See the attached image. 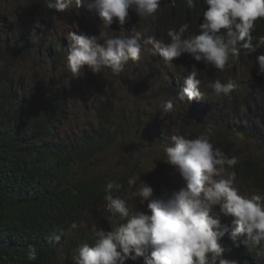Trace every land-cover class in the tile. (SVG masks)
Returning <instances> with one entry per match:
<instances>
[{
  "label": "clouds",
  "instance_id": "obj_1",
  "mask_svg": "<svg viewBox=\"0 0 264 264\" xmlns=\"http://www.w3.org/2000/svg\"><path fill=\"white\" fill-rule=\"evenodd\" d=\"M6 1H1V7L12 18L29 21L35 17L23 15L25 0L17 13L9 10ZM46 8L61 14L50 29L49 44L61 43L68 71L79 81H91L89 87L98 78L102 89L114 85L123 95L131 86L130 61H140L142 51L150 50L162 57L169 68L174 66V59L184 61L188 70L183 87L174 90L181 102L204 99L208 104V91L217 97L230 95L237 87V81L227 73L231 68L240 80L264 88V35H253L258 24L264 22V0H46ZM130 11L137 24L129 30L126 24ZM83 12L85 17L80 16ZM67 15L78 18L70 20ZM86 18L91 20L90 27L93 20L102 23L99 35L87 34ZM249 54L254 57L252 66L246 62ZM211 69L219 76L203 78L202 73ZM91 72L95 77H91ZM108 73L114 75L111 82ZM134 80L137 89H149L150 84L144 82L147 78ZM89 87L87 100L92 102L98 92ZM77 98H81L80 103ZM84 100L81 96L73 98L72 130L87 121L76 117L78 105ZM197 104L188 109L196 119L193 110ZM85 106L91 111V103ZM159 108L162 116L175 111L172 100L161 102ZM229 115L233 121L241 122L235 113ZM182 123L179 128L185 130ZM162 126L163 123L160 129ZM200 132H192L189 137L173 134L171 143L163 147L162 160L174 166L185 181L179 191L150 200L157 193L141 176L132 175L124 192L129 202L125 196H114L113 184H107L106 208L121 222L110 231L92 225L94 244L85 242L74 249L73 264H125L139 259V264H239L224 258V253L231 250L221 243L225 236L235 248L244 245L258 255L264 253V194L253 192L249 196L240 180L235 182L238 157H229L216 147L211 129ZM240 139L254 144L252 138L235 135L234 142L246 154H255L242 146ZM138 144L131 146L129 154ZM118 165L109 164L108 169L118 171ZM134 188L136 196L132 197L129 190ZM146 201L147 211L129 206ZM78 226L73 222L71 228ZM63 235L61 232L49 236L48 243L62 246ZM27 257L31 261L37 259L35 246H28Z\"/></svg>",
  "mask_w": 264,
  "mask_h": 264
},
{
  "label": "trees",
  "instance_id": "obj_2",
  "mask_svg": "<svg viewBox=\"0 0 264 264\" xmlns=\"http://www.w3.org/2000/svg\"><path fill=\"white\" fill-rule=\"evenodd\" d=\"M1 1L0 264H73L74 249L85 242L94 244L92 225L110 231L121 222L106 208V186L111 182L112 194L124 199L128 178L141 170L139 155L129 154V150L142 134L163 138L161 123L154 126L129 114L118 104L121 90L111 85L99 90L91 102L94 121L79 123L72 130L73 98L87 100L91 81L73 78L61 43L49 44L50 29L61 14L47 9L46 0H25L23 15L35 17L29 21L12 18L3 11ZM136 24L130 11L126 25L130 30ZM3 32L8 36L3 38ZM253 35H264V22ZM28 62L36 70L35 80L19 75V65ZM246 62L252 66L254 57L249 54ZM227 73L237 81L235 90L219 97L208 91V105L198 104L193 113L200 119L203 133L211 129L216 147L229 157H238L234 170L243 190L249 196L264 194V88L240 80L232 68ZM219 74L211 69L202 76L217 78ZM229 113H235L241 122L230 119ZM235 135L252 138L262 153L235 151ZM110 150L117 153L118 171L105 168L103 158ZM147 203L129 206L147 211ZM73 222L79 225L76 229L71 228ZM61 232L62 246L50 245L47 238ZM221 243L231 249L224 253L225 259L264 264V253L258 255L244 245L235 248L227 236ZM29 245L37 248L35 261L27 257Z\"/></svg>",
  "mask_w": 264,
  "mask_h": 264
},
{
  "label": "rangeland",
  "instance_id": "obj_3",
  "mask_svg": "<svg viewBox=\"0 0 264 264\" xmlns=\"http://www.w3.org/2000/svg\"><path fill=\"white\" fill-rule=\"evenodd\" d=\"M6 3L9 5V10L17 13L22 5V0H7ZM86 13H80V16L85 17ZM21 16V15H16ZM90 21L88 18L85 19V25L89 29L87 34L99 35L101 22L94 21L90 27ZM83 27V25H82ZM84 28V27H83ZM110 32V35H114V32ZM8 33L5 32L3 38L7 37ZM151 46H149L150 48ZM1 62V59H0ZM133 67L128 69L130 72V79L128 80L131 86L127 87V92L118 97V104L121 107H125L129 114H133L136 119L142 122H151L154 126L163 123L161 130L163 131V138L157 139L152 137L151 134H142L139 137V144L133 148L132 154L138 152L140 162L142 165V172L138 174L141 176V180L146 182L150 187L153 188L161 198L166 193L170 194L172 191H179L185 187V181L180 174L175 170L174 166L166 163L162 160L164 153L163 147L166 144L171 143V136L173 134H180L189 137L192 132L200 134L201 126L197 122V119L188 113L194 102L186 103L181 102L177 99V94L174 90H178L183 87V78L186 76L185 71L188 70L184 61L174 59V66L169 68L165 65L162 57L153 55L150 50L142 51L141 59L138 62H131ZM1 65V63H0ZM19 75H26L29 79H36V70L32 62L23 63L19 65ZM101 74V73H99ZM96 74L91 72V77H95ZM114 75L108 73V80L111 82ZM147 78L145 83H149V89H137L134 79ZM36 84V81H34ZM102 80L96 79L95 84L89 87L90 91L99 92L102 88L100 85ZM133 89V90H132ZM93 98V96H91ZM166 100H172L175 106V111L171 113H165L162 116L159 105L161 102ZM81 98H77L76 102L80 103ZM200 101V100H199ZM44 102V101H43ZM197 101H195L196 103ZM91 103L89 100L82 101L78 105L77 116L82 120L89 122L93 121V113L86 109V104ZM203 102H201L202 104ZM47 107V103L42 104ZM182 122L186 123L185 130L179 128ZM186 131V134H185ZM247 139H240V143L255 153L260 154L262 150L260 147L248 143ZM234 150L240 153H245V150L237 143H235ZM106 162V168H109V164L116 165L118 163L117 153L113 150L107 151L104 156ZM239 179L236 177L235 182ZM140 181L138 179V186ZM136 189L129 190L130 196L135 197L134 193Z\"/></svg>",
  "mask_w": 264,
  "mask_h": 264
},
{
  "label": "bare ground",
  "instance_id": "obj_4",
  "mask_svg": "<svg viewBox=\"0 0 264 264\" xmlns=\"http://www.w3.org/2000/svg\"><path fill=\"white\" fill-rule=\"evenodd\" d=\"M193 102H194V104H196V103L201 104V102H203V103H202L203 105H208L207 102H206L204 99L200 100V102H196V103H195V101H193ZM197 105H198V104H197ZM199 107H200V106H199ZM196 109H197V108H194V110H196ZM196 111H198V110H196Z\"/></svg>",
  "mask_w": 264,
  "mask_h": 264
}]
</instances>
